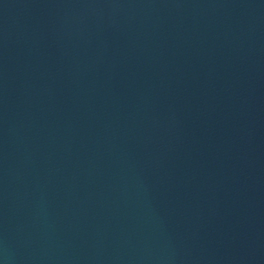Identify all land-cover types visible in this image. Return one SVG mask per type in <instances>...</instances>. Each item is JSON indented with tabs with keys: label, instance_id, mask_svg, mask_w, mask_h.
I'll use <instances>...</instances> for the list:
<instances>
[{
	"label": "water",
	"instance_id": "water-1",
	"mask_svg": "<svg viewBox=\"0 0 264 264\" xmlns=\"http://www.w3.org/2000/svg\"><path fill=\"white\" fill-rule=\"evenodd\" d=\"M0 264H264V0H0Z\"/></svg>",
	"mask_w": 264,
	"mask_h": 264
}]
</instances>
